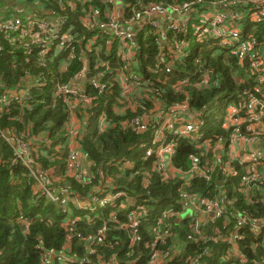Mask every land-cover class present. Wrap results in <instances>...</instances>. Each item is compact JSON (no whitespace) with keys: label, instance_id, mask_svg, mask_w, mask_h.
Returning a JSON list of instances; mask_svg holds the SVG:
<instances>
[{"label":"trees","instance_id":"trees-1","mask_svg":"<svg viewBox=\"0 0 264 264\" xmlns=\"http://www.w3.org/2000/svg\"><path fill=\"white\" fill-rule=\"evenodd\" d=\"M13 1L17 6L28 4L31 9L40 1L49 11L46 14L37 10L34 12L37 18L58 16L66 20L63 30L71 36L58 56L54 53L42 55L38 51L26 56L25 49L14 42V37L19 34L0 31V264H156V252L160 253L159 257H168L164 264H264L262 240L259 238L255 241L249 229L238 228V246L246 261L228 258L224 252L226 243L216 241V235L212 236L210 232L204 233L214 227L230 237L231 231L236 230V227H232L236 217H240L242 212L249 215V220L261 221L264 218V178L252 186V194L251 191L248 194L240 193L238 186L234 187V193L227 184L223 188L227 200L235 201L229 210L232 226L225 227L221 220L210 223L207 228H197L189 218L184 219L185 215H180L182 205L178 201L181 181L171 180L169 170L160 172L156 159L145 158V153L139 147L141 144H151L155 131L162 125L163 115H149L152 121L148 129L142 132L133 126V119L141 117L142 112H110L106 130L103 133L97 131L103 103L108 101L113 104L118 100L115 87L111 89L107 86L106 91L100 93L89 88L90 82H87L84 88L88 94L81 98L82 104H85L86 96H90L92 102L90 107H86L87 123L78 138L83 151V162L78 171L87 163L86 175L71 177L72 171H78L70 166L68 149L57 151V147L66 139V131L62 128L69 113H74L68 105L69 99L57 97L58 86L69 83L76 73L83 71L86 58L91 60L90 68L96 63L100 66L107 64L102 70L107 71L108 75L127 61H136L140 66L130 73L134 72L144 77V81L155 84L157 90L152 91L153 103L164 109L186 103L191 111H199L206 106L212 109L223 106L218 104V99L228 95L237 98L238 107L239 96L243 92H248L250 97L247 98L264 103V89L261 92L256 90L249 73L252 59L264 61V22L254 24L247 17L242 24H234L233 28L239 30L242 40L252 39L255 42V52L244 58L230 54L228 47L219 52L216 47L212 51L206 44L194 43L186 52L184 61L176 60L174 56L165 58L160 55L166 59L161 66L163 70L159 74H149L161 61L156 35L147 38L141 36L132 44L137 48L136 53L134 50L127 51L126 57L115 60L118 42L104 33L96 25L97 22L89 25L84 22V11L92 9L100 11V18H104L107 14L106 0H92L85 7L74 2L77 8L69 7L71 0ZM190 1L193 0H117V5L124 9L127 6L129 13L132 9L139 10L140 3L174 6ZM229 1H236L234 8L240 11L264 9V0H204L202 7ZM14 7L8 1L0 0V15L6 12L14 19L20 14L25 22L32 19L31 13L24 14ZM180 36L186 37L185 34ZM77 40L80 41L75 43ZM88 43L92 47H88ZM139 47L142 48L141 52ZM71 49L75 51L72 61L67 71L61 74L58 66L65 62ZM173 50H176L175 47ZM167 66L170 70L165 68ZM200 66L209 72L212 79H218V87L203 89L198 86ZM30 77H37L40 86L32 87L29 90L32 100L23 102L17 97L24 90H20L19 83ZM157 77H161L160 80ZM237 77L242 83H236ZM187 78L191 79L190 83H185L179 89L175 87L178 80ZM102 82L109 85L110 77L107 76ZM150 102L144 104L149 106ZM206 119L209 126L216 123L213 118ZM220 125L214 131L216 137L229 139V133L220 130ZM45 138L52 141V146L42 144L44 153L39 155L36 145L29 142L33 139L43 142ZM19 142L29 144L34 152L29 156L18 153ZM177 146V157L170 164L185 173L189 170V157L195 159L201 151L188 139L177 140ZM233 182L237 184L240 179ZM213 188H219V184L208 187L197 182L193 188H185V191L210 197ZM117 194H122V197L108 206H89V209L85 205L92 198L101 201ZM49 195L56 200H51ZM129 200L134 201L138 209H133ZM168 206L173 208L160 226L167 230L163 232L158 228L159 217L167 211ZM131 217L134 219L130 220ZM242 237L245 239L242 240ZM157 239L160 242L156 244Z\"/></svg>","mask_w":264,"mask_h":264},{"label":"built area","instance_id":"built-area-1","mask_svg":"<svg viewBox=\"0 0 264 264\" xmlns=\"http://www.w3.org/2000/svg\"><path fill=\"white\" fill-rule=\"evenodd\" d=\"M91 1L92 0H71L69 7L77 8L74 2L77 4L80 3L85 7L86 3H90ZM13 2L15 3V1L10 0L9 4H12ZM117 4V0H106L107 14L104 16V18H100L101 12L98 10L94 11L92 9L91 11H84V22L86 25L97 22L96 25H98L100 29L104 31V33L115 39L116 42L119 43L121 49H127L130 47V45L131 48H135L132 44L138 41L141 36L155 37L156 35V47L157 51L159 52L158 57H161L160 55L165 56V58L166 56L167 58L169 56H174V59L181 61L185 60L187 57L186 52L194 43H203L208 45L210 48H215L219 45V42L225 41L223 44L228 46L230 54H234L235 52H238V50L242 51L241 54H243V52L252 50L254 48L255 42H249L248 40H243L241 46L239 49H237L234 43L239 34V30L233 28V26L235 23L242 24L241 22L243 19L247 17H249V20L254 24L264 22V9L253 8L249 11H240L234 8L237 5L236 1L212 3L205 7H202L204 5V0H193L174 6H167L163 4L158 5L155 3H149L145 5L140 3L139 10L132 9L129 12L131 15L128 13L127 6L125 9L123 7L118 8ZM34 8H42L40 11L45 12V7L40 1L36 3ZM31 16L32 19L25 22V18L23 16H16L14 19H11L9 15L4 12L2 15H0V31L11 35L19 34V36L22 37H29V45L24 50V54L26 56H30L37 51L42 55H47L48 53H53V51L55 52L62 50L65 44L70 40L68 31L63 30L67 24L66 20L60 19L58 16L56 18L45 17L38 19L34 12L31 13ZM183 16L187 17L183 23L176 19V17ZM98 18L99 20L96 21ZM190 26H192L193 30L191 33H188L189 28H191ZM182 34H185L186 37H181L180 35ZM145 47L148 48L147 45H145ZM173 47H175L176 50H173ZM138 49L140 52L142 51V48L139 47ZM74 53L75 51L71 49V52L66 60L67 62L72 60ZM165 60L166 59L161 57V61L155 65L151 72L159 74V72L163 70V67L161 66ZM251 62L250 68L260 73V77L258 79L259 85L256 87V90L261 92L264 89V61L259 58L252 59ZM130 63L131 62L124 63L123 66L124 75L122 74L121 81L125 85L138 83L140 78L144 80V77L138 76L134 72L130 73L131 70H135L137 68L131 69L130 66L132 63ZM106 66L107 64L102 65V67ZM99 68L100 65L98 64L93 70L95 72V77L94 75L90 76L86 69L83 70V72H81L78 77L83 79H87V77H89V79L86 80V83L90 82L91 86H93L92 84L95 82H99V92L103 93L106 91L108 84L106 85L102 81H105L108 75L107 71L101 72L99 71ZM165 68L170 70L169 66ZM198 71H200L202 75L198 86L208 88V86H210V74L208 72H204L201 66ZM182 83H185V81L183 82L178 80L176 82V84H178L180 87L182 86ZM68 84L71 85L70 82L65 85ZM72 86H74V84H72ZM96 86L98 87V85ZM67 89V86L59 85L57 97H66V99H69L70 104V95L76 94L75 92L69 93ZM22 93L18 96L15 94V96H17L18 99L23 102H29L32 100V95L29 89H24ZM247 97H250L248 92H243L239 96L240 105L236 108V112L239 116L231 115V113L228 112L227 116L225 117L227 118L230 128L233 131L228 137L229 139L218 137L216 142L220 146L225 144L229 147H234L237 145L238 147H241L243 151H245V149L250 151L248 160H245L244 163H241L243 166L242 169L236 168L235 162L229 161L226 162L228 164L225 163L226 169L224 171L232 178V181L234 179H240V182L237 183L238 190H247L246 193L248 194L250 191L252 192V186H255L264 178V175H260L261 164L264 161V124L262 120L264 107L263 112L262 108L261 111H258L257 108L260 103L254 98ZM176 106L178 107L179 105ZM184 108L188 109L187 105H185ZM138 120L139 119L134 120L133 126L138 131H146L148 129V125H143L141 120L136 124L135 122ZM104 121H106V118H104ZM199 121L200 120L197 119L196 121L190 120L187 123H180L178 120H172L165 123L164 127L161 125L155 131L154 139H152L151 144H146L143 147H147L146 158L154 157L157 162V169L160 172L168 171L170 162L175 158L174 156L177 155V140L190 139L192 137L196 138V136L202 138L200 135V129L203 128L205 123L203 121ZM256 123H258V125H256ZM74 136L75 134L71 135L70 141H72ZM44 141L46 142L47 138H45ZM253 145L263 148V151L258 152L251 150L253 149ZM28 146L30 149L27 151V153L22 152L25 156H29L34 152L29 144ZM80 158V149L78 147L70 146L69 161L71 167L78 168L80 166V162L78 163ZM216 169L217 167L214 166V170ZM120 197H122V194L107 197L101 201L92 198V201L87 207L97 205L102 207L108 206L109 204L114 203ZM182 197L190 208L199 211L201 214V210L205 212L206 207L209 210L208 214L213 213L216 218L223 215V210L219 205L215 204L213 207H211L206 203L207 200L196 197L195 194L182 193ZM221 202L224 203L223 201ZM90 208L91 207H89V209ZM134 209L138 208L134 207ZM225 211L227 212V215L223 216L220 220L228 217L226 206ZM204 216L209 217L208 215ZM132 219L134 218L131 217L130 220ZM247 221L251 220L247 219ZM257 222L260 224H257ZM251 224V234L254 235L256 241L261 238V242L263 244L264 237L260 229L264 228V221H251ZM160 226L161 221L159 222L158 227ZM237 226L241 229L246 228H242L239 223H237ZM244 239L245 238L242 237V240ZM225 254L228 258H233L234 260H243V258L237 254H234L233 257H231L230 253ZM159 255L160 253L157 252L154 255L157 259L156 264H164L168 257H159Z\"/></svg>","mask_w":264,"mask_h":264},{"label":"crops","instance_id":"crops-1","mask_svg":"<svg viewBox=\"0 0 264 264\" xmlns=\"http://www.w3.org/2000/svg\"><path fill=\"white\" fill-rule=\"evenodd\" d=\"M11 7L12 6H16L14 7L15 9L17 8V10L19 11H23L24 14H26L27 12L33 13L36 12L37 10H41L37 9V8H33L31 9L30 6L28 4H24L22 5H16L14 2L12 4H9ZM22 6V7H20ZM20 7V8H19ZM45 7V13L47 14L49 11V8ZM120 7V4L118 5V8ZM47 11V12H46ZM177 20H179L180 22H184L185 19H187L186 16L183 17H176ZM191 28H189V33L192 32L193 28L192 26H190ZM118 45V49L116 52V59H120L126 57L125 55H127V51H131L134 50L136 53V49L135 48H127V49H121L119 43H117ZM90 47V46H88ZM92 47V46H91ZM96 56H98L96 54ZM90 58H86L84 60V64L85 67H87L88 69L89 67V63H90ZM110 61H114V60H110ZM131 63V69H134L139 65V63H137L136 61H130ZM125 63H129L128 61ZM123 66L124 63L117 68L115 71H113L111 73L112 78H117L118 80L121 81V76L122 74L124 75L123 72ZM94 68V67H93ZM93 68H90L91 70H93ZM149 74H151V71H149ZM161 77H157V80H160ZM88 80V79H86ZM155 80V79H154ZM236 83H240V79L235 78ZM122 82V81H121ZM218 83V79L215 78H210V85L211 86H216ZM242 83V81H241ZM123 86L122 88H118V100H116L113 104L109 105V110L106 111L103 108L102 114L98 120V124H97V131L99 133H103L108 124H109V117H110V112L113 114H117V113H126L127 111H131L132 113H139L146 110L148 112L149 115H155V116H159V115H163L162 120H165V123H167L168 121H172V120H178L180 123H187L188 121L192 120V121H196L197 119H200L199 122L203 121L205 124L203 126V128L201 129V137L199 138L198 136H196V138L192 139H188V141H190L197 150L201 151V154L196 156L195 159H192V157H189V170L187 172H182L178 169H176L174 166H172L170 164V168H169V175L171 180H179L181 181V185L185 186V185H190V178L191 176H195V177H199L204 171H206L207 168L211 167V166H216L217 169V173H219L221 165L225 164L226 162L229 161H233L235 163H244L245 160H248L249 156H250V151L246 150L243 151L241 147H238L237 145H235L234 147H229L227 145H222L220 146L217 142L216 139L218 137L217 134L214 132L216 131V128L220 125V130H224L227 131L229 134H231L233 131L230 128L229 122L227 120V118H225L229 113H231V115H237L236 112V108H237V98L236 97H232L230 95L228 96H224V97H220L218 99V104H224L223 106H216L212 109H210L208 106L202 108L201 110L197 111V109H193L194 111H191L189 109H185L184 106L185 105H179L178 107L175 106H170L168 109H164L162 106L157 105L156 103H153V99H154V94L152 93V91L148 88H139L135 91H130V85H125L124 83H122ZM204 89V88H203ZM144 90V91H143ZM139 97V98H138ZM219 97V96H218ZM134 99V100H133ZM151 101L150 105L147 106L144 104V102H148ZM91 99L90 98H85V104H83L84 106V117H87L86 114V107H90L91 106ZM137 105V106H135ZM217 105V104H216ZM221 107H225L226 109H220ZM257 109H260L259 106ZM262 120H263V124H264V112L262 113ZM213 118L216 120V123L209 126L207 124V119L206 118ZM104 118H106V121H104ZM73 122V124H75V126L81 125L82 128L79 129V131L83 132L84 130V125H86L87 120L85 119H79V117L76 115V113H69V117L67 122ZM206 125V126H205ZM256 125H258V123H256ZM70 127V124L67 123L66 126L63 128V130L66 131V135H67V131ZM259 127V126H258ZM211 131V132H210ZM211 134V137H210ZM70 137L71 135L69 134L67 140L65 139V141L63 143L60 144V146L57 148L58 152H61L63 149H67L70 146H74V147H78L81 148V146H79L78 144V138L79 136H75L73 137L72 141H70ZM210 137V138H209ZM32 142V143H31ZM36 142L42 143L44 144V141L42 142V140L40 139H33L32 141L29 142V144H34ZM72 142V143H71ZM230 144V143H228ZM234 145V144H233ZM251 149V147H250ZM254 151H258V152H262L263 148H259L257 145H253V149ZM193 160H196L195 162H193ZM261 176L264 175V161L261 164V172H260ZM72 174V173H70ZM175 174H177V176H174ZM181 179H179V178ZM219 181V188H215L214 190H219L221 192L220 194V199L224 202H227V193L226 191L223 189L226 185V183H222L221 181L225 179L220 177L217 179ZM235 187V186H234ZM214 190L212 191V194L214 193ZM236 190V188H235ZM252 194V192L250 193ZM225 199V200H224ZM132 201H128V203H130ZM85 205H89V204H85ZM230 205V204H228ZM185 209L187 210V212L191 213V211H193L191 213L196 215L200 221L202 223H204L205 225H209L210 223L216 222L212 216L209 217H205L203 214H201L199 211L196 210H191L189 209V206H184ZM185 214V213H184ZM183 216V214H181ZM188 218V216H184V219ZM230 218L224 219L223 221H227V225L232 226L233 222L232 220H229ZM221 221V220H220ZM257 224H260L257 222ZM232 227H236V230L231 231V235L230 237H227V239L229 238H233L234 240L237 241V245H238V237H240V232L238 234V226L235 224ZM175 257V255L173 256V258ZM172 258V256H171ZM228 259H225L224 261H227Z\"/></svg>","mask_w":264,"mask_h":264},{"label":"rangeland","instance_id":"rangeland-1","mask_svg":"<svg viewBox=\"0 0 264 264\" xmlns=\"http://www.w3.org/2000/svg\"><path fill=\"white\" fill-rule=\"evenodd\" d=\"M10 0H8V2H9ZM18 17H22V15H20V14H18ZM71 36V35H70ZM15 39V43L16 44H20L21 46H22V48L23 49H25V48H27L28 47V45H29V37H22V36H15L14 37ZM80 40H77L75 43H78ZM87 46H91V44H87ZM63 52V49L62 50H60V51H53V53L56 55V56H58L59 54H61ZM70 54V53H69ZM67 58H68V56H67ZM67 58L65 59V62H63L62 63V65L61 66H58V68H59V70H58V72L59 73H61V74H63V73H65L66 71H67V69H68V66L70 65V63H71V61L70 62H67L66 60H67ZM99 63H96L95 65H94V68H95V66L96 65H98ZM41 67H43V65H41ZM102 68H105V67H102V66H100V68H99V71H101V72H105V70H102ZM85 69L87 70V72H89V74H90V76H93L94 75V77H95V72L93 71V70H89L87 67H85ZM85 69H83V70H85ZM81 72H83V71H81ZM81 72H78V73H76L77 75L76 76H73L71 79H70V84L71 85H62V86H67L68 87V89H67V91L69 92V93H72V92H75V94L76 95H70V102H71V105L70 104H68L69 106H71L70 107V109L72 110V111H74L75 113H76V115L79 117V119H85V117H84V106H83V104H82V102H81V98H83L85 95H87L88 93H86V91H85V89L84 88H86V78H80V77H78V75L81 73ZM108 75V74H107ZM109 77H110V84L109 85H107V86H109V88H111V89H113V87H115L116 88V90L118 89V88H122V86H123V84H122V82L120 81V80H118L116 77L115 78H112V75H108ZM75 77V80L73 81V78ZM78 77V78H77ZM238 79H239V77H237ZM72 80V81H71ZM147 80V79H146ZM39 81V79L37 78V77H30V78H25L24 80H22L20 83H19V87H20V90L21 89H31L32 87H38V86H40V83L38 82ZM76 82H78V84H76ZM72 84H74V86H72ZM93 86H91V85H89V88H91V89H93V90H97V91H100L99 90V87H100V83L99 82H95L94 84H92ZM96 85H98V87L96 86ZM177 89H179L180 88V86H178V84H176V86H175ZM139 88H145V90H146V88H148V89H150L151 91H156L157 89L155 88V84L154 83H152V82H150V83H148L147 81H144L142 78H140L139 79V82L138 83H132L131 85H130V88H129V90L130 91H135V90H137V89H139ZM144 91V90H143ZM20 93H21V91H20ZM31 96V95H30ZM32 97V96H31ZM87 98H90V96H86ZM139 98V97H138ZM97 98H95V100H96ZM255 99V98H254ZM134 100V99H133ZM260 103V104H259ZM258 104H259V108L260 109H258V111H261V108H262V112H263V107H264V103L263 102H259ZM187 104V107H190V105L188 104V103H186ZM109 105H110V102H108V101H106V102H104L103 103V108L106 110V111H108L110 108H109ZM135 106H137V105H135ZM262 106V107H261ZM142 112V116L141 117H136V118H134L133 119V122H134V120H136V119H139L138 121H136L135 123L137 124L140 120H141V122H142V124L143 125H148L149 123H151V121H152V119H151V117L149 116V114H148V112L146 111V110H143V111H141ZM141 112H139V113H136V114H140ZM68 120V119H67ZM67 123H69L70 124V127H69V129H68V131H67V135H66V140H67V138H68V136H69V134H71V135H74V134H76V136H79V135H81V132L79 131V129H81L82 128V126L81 125H78V126H75V124H73V122L71 121V122H66L65 123V126H66V124ZM160 124H162V127H164L165 126V120H162L161 121V123ZM64 128V127H63ZM63 128H62V130H63ZM157 135H159V134H157ZM229 136H230V134H229ZM228 136V137H229ZM195 137H192V139H194ZM184 140H186V139H184ZM223 143H225V142H223ZM35 145H36V147H37V150H38V153H39V155H41L42 153H44V146L43 145H46L47 147H51L52 146V141L51 140H49L48 138H47V141L42 145V143H39V142H36V143H34ZM146 144H141L139 147H140V149L143 151V153H145V158H146V153H147V147H145V148H143L144 146H145ZM60 146V145H59ZM58 146V147H59ZM57 147V148H58ZM30 148H29V146H28V144L27 143H23V142H19V145H18V148H17V151H18V153H27V151L29 150ZM68 149V157H69V148H67ZM80 149V151H81V158L79 159V161H78V163L80 162V166L78 167V168H76V167H72L73 169H74V171H78L80 168H81V163L83 162V158H82V156H83V151H82V149L81 148H79ZM171 153V152H170ZM172 154V153H171ZM175 155V154H174ZM175 158L177 157L176 155L174 156ZM148 159V158H147ZM149 159H155L154 157H152V158H149ZM165 160H166V158H165ZM171 163V162H170ZM89 164V163H88ZM226 164H228V163H226ZM86 165H87V163H85V165H84V167L82 168V170L81 171H78V172H73L72 171V174H71V177H74V176H78V177H80V176H84V175H86L85 173H86V170H85V167H86ZM246 165H247V163H246ZM71 166V165H70ZM235 166H236V168H239V169H242L243 168V166L240 164V163H235ZM171 166H169V168H170ZM225 169H226V166H225V164H222L221 165V168H220V171H219V173H217V171L216 170H214V166H211V167H209V168H207L206 169V171H204L199 177H195V176H191V178H190V182H191V184L190 185H185V186H182V189H181V191H180V198H179V203L182 205V210H181V213H180V215L181 214H183V215H185V216H188V218H189V220H191L192 221V223L197 227V228H200V227H208L207 225H205L204 223H202L201 221H200V219L196 216V215H194V214H192L191 215V213L193 212V211H191V213H189V212H187V210L185 209V207L184 206H188V204L184 201V198L182 197V193H190V192H186L185 191V188H193V186L194 185H196L197 184V182L199 183V184H206V185H208V187H211V186H214L216 183H218L219 184V181L217 180L218 178H219V176L220 177H222V178H224L225 179V181L224 180H222L221 182L222 183H226L227 184V186L229 187V189H231V191H232V193H234V192H236V190H235V188H234V186L236 187L237 186V184L235 183V182H233L232 181V178L229 176V175H227L224 171H225ZM246 172V171H245ZM245 172H244V174H245ZM174 176H177V174H175ZM179 178V177H178ZM179 179H181V178H179ZM39 181V185H40V187H42L43 186V183L41 182V180L39 179L38 180ZM46 183H44V185H45ZM220 185V184H219ZM226 186V185H225ZM42 189V188H41ZM50 189H53V188H50ZM215 188H213V190H214ZM252 190V189H251ZM240 193H242V194H245L246 192H247V190H240L239 191ZM220 194H221V192L219 191V190H214V193L213 194H211V196L209 197V196H197V195H195L196 197H199V198H203V200H207L206 201V203L208 204V205H210L211 207H213L215 204H217V205H219L221 208H222V210H223V215L221 216V217H215V215L213 214V213H211V214H208V209L205 207V212L204 211H202L201 210V212H202V214H204V215H208V216H212L213 217V219L216 221V222H218V221H220V219L223 217V216H225V215H227V212L225 211V206H226V209H227V211H228V217L227 218H230V213H229V210L231 209V205H234V203H235V201H233V200H231V199H228V201L227 202H224V203H222L221 201V199H220ZM51 200H56L55 199V197H53V196H51V195H49L48 196ZM82 198V197H81ZM118 201V200H117ZM116 202V201H115ZM88 204H90V202L88 203ZM228 204H230V205H228ZM129 205L134 209V207H135V203H134V201H132V202H130L129 203ZM86 206H88V205H86ZM83 207H85V206H83ZM173 208V206L172 207H169L168 206V209H167V211L166 212H164V213H160V211H159V214H161L160 215V217H159V219H160V221H161V224H164V221H166V216L168 217L171 213H172V211H169L170 209H172ZM189 209H191V210H193V208H189ZM214 211V210H213ZM185 213V214H184ZM184 217V216H183ZM249 217V215L247 214V213H245V212H242L241 213V216L240 217H236V222L237 223H239L240 224V226H242V228L243 227H246L247 229H249V231H250V228H251V221H253V220H251V221H247V218ZM187 218V219H188ZM227 218H225V219H227ZM233 218H234V216H233ZM222 220H224V219H222ZM262 221H264V218L262 219ZM223 224H224V226L225 227H228L229 225H227V221H221ZM253 222H256V221H253ZM159 229H162V231L164 232V231H167L166 229H164V227H158ZM167 228V227H166ZM169 229V228H168ZM205 229V228H204ZM219 229V228H218ZM217 228H214V227H211V228H208L206 231H204V233H206V232H210L211 234H212V236H214V235H216V237H214L215 239H216V241H223V243H226V245H227V247H226V249H225V253H227V254H229L230 253V255H231V257H233L234 256V254L236 255H239V256H241L242 258H243V260L244 261H246V257L243 255V252H242V250H241V248H240V246H238L237 245V241L236 240H234L233 238H229V239H227V236L226 235H223V234H221L220 233V229L218 230ZM260 231L262 232V234H263V237H264V228H261L260 229ZM136 232V231H135ZM255 239V238H254ZM255 241H256V239H255ZM157 242H160V240H156V244H157ZM263 246H264V243L262 244ZM232 252V253H231Z\"/></svg>","mask_w":264,"mask_h":264},{"label":"bare ground","instance_id":"bare-ground-1","mask_svg":"<svg viewBox=\"0 0 264 264\" xmlns=\"http://www.w3.org/2000/svg\"><path fill=\"white\" fill-rule=\"evenodd\" d=\"M145 38H147V37H145ZM244 40H248L249 42H254V40H252V39H244ZM223 42H225V41H221V42H219V45L216 47V48H218L219 49V52L222 50V48H227L228 46L227 45H225V44H223ZM243 42V40L241 39V37H239V34H238V36H237V38H236V41H235V43H237L238 44V46H237V49H239V47L241 46V43ZM198 44H203V43H198ZM215 48H211V50L213 51ZM215 51V50H214ZM255 52V50L254 49H252V50H249V51H247V52H243V54H241L242 53V51L241 50H238V52H235L234 53V55H237L239 58H244V57H246L247 55H250L252 52ZM201 67H203V66H201ZM204 72H208V71H206V70H204ZM209 73V72H208ZM249 73H250V77H251V79H254V83L256 84V87H258V85H259V83H258V79H259V77H260V73H258V72H256V71H254V70H252L251 68L249 69ZM194 77V76H193ZM201 77H202V75L200 76V78H199V81L197 82V84H199L200 83V81H201ZM87 79H89V77H87ZM190 78H187V79H185L184 81H185V83H190ZM183 81V82H184ZM185 83H182V85H184ZM213 87H218L217 85L216 86H208V88H204V89H209V88H213ZM224 109H226L225 107H224Z\"/></svg>","mask_w":264,"mask_h":264}]
</instances>
